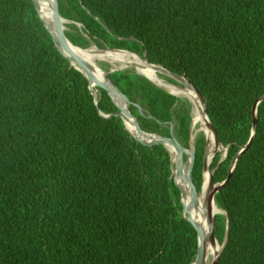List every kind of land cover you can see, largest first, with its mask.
I'll list each match as a JSON object with an SVG mask.
<instances>
[{"label":"trees","instance_id":"obj_1","mask_svg":"<svg viewBox=\"0 0 264 264\" xmlns=\"http://www.w3.org/2000/svg\"><path fill=\"white\" fill-rule=\"evenodd\" d=\"M57 3L72 22L64 34L74 46L145 54L186 76L227 147L224 161L216 167L217 153L210 165L215 184L253 136L215 194L226 217L215 216L214 236L221 245L227 222L217 264H264V0ZM107 80L139 130L189 150L187 101L131 70ZM92 89L97 104L31 0H0V264H191L197 235L182 217L169 152L135 140L114 101ZM194 144L191 181L199 193L202 134Z\"/></svg>","mask_w":264,"mask_h":264},{"label":"water","instance_id":"obj_2","mask_svg":"<svg viewBox=\"0 0 264 264\" xmlns=\"http://www.w3.org/2000/svg\"><path fill=\"white\" fill-rule=\"evenodd\" d=\"M43 5L44 10H48L51 16L50 25H47V22L43 19L42 12L38 9L35 5V0H31L35 9L37 10L39 17L43 26L45 27L46 31L50 34L54 47L58 50L60 55L64 57L69 64L79 71L89 82V89L91 90L92 96L95 100V104H97V91L93 90L92 88L99 87L102 88L108 97L114 101V103L119 107V113L117 116L122 120L124 124L125 130L137 141L139 142H155L162 145L170 154V161L172 165L171 173L172 177L174 178L175 183L179 187L181 191V206H182V217L188 221L195 229L197 235V252L194 261L191 264H206V253L209 244L215 245L218 244L220 247L219 252L211 259L209 264H217V261L220 257L222 249L224 248L227 238H228V228L226 222V230L222 244L220 245L214 236V228H215V216L212 214V207L215 204V194L223 187L225 184L230 180L231 174L235 168L236 162L239 157L248 149L251 144L252 137H250L247 144L241 147L240 151L234 157L229 174L225 181L220 184H215L213 182V174L214 170L210 169V165L217 153L221 154V159L216 167L221 164L227 153V147H223L217 138L216 131L209 120L206 114V107L204 100L200 93L196 90V88L190 83V81L186 78L185 75H177L172 73L171 71L165 69L162 66L151 64L147 61L146 55L143 56L134 54L127 50H118V49H110V48H103L99 49L95 45L91 44L88 48L82 49L79 47L74 46L66 37H65V27L64 24H71L72 22H68L64 20L58 12V3L57 0H37ZM79 27V25H77ZM127 54L129 56L135 57L138 59L142 64L135 63V62H122L120 61V65H109V71H104L100 68H94L91 64V57L93 56H107V55H117L121 56ZM82 69V70H80ZM125 70H131L135 72V74L143 77L146 81H148L153 87L156 89L171 95L175 98H179L169 89L164 87L161 82L163 80H159L160 78H167L174 82V84H170L166 82L170 87L176 90V93H186L188 94L190 91L193 92V98L196 100V110L199 113L201 120L204 122L205 127L207 129L208 134H202L205 140L204 145V154H203V168H202V187L205 186L206 193L203 202V212L207 219L208 229L207 232H203L197 218H192L191 213L193 210V202L198 199L200 192L196 193L195 188L191 181V172L193 167V160L195 155V144L194 140L191 137V130L193 127V119L192 114L190 112L191 121H190V136H189V150L185 151L181 148L178 142L175 139L169 140L163 137H160L155 134L145 133L139 130L132 118L131 114L128 111V103L123 97V95L117 91L107 80V75L114 72H122ZM139 71H149L150 76H146L141 74ZM190 94V93H189ZM121 98L122 101H120ZM260 100H264V97ZM189 105L191 106L190 100L188 101ZM255 108L256 104L253 107V121H252V134L255 131L256 126V119H255ZM192 110V109H191ZM208 136H212L213 138V154L211 158L208 156ZM223 149V151H220ZM186 156V160L184 161V156ZM183 169L184 176L181 175ZM187 195V199H189L188 204L185 206L183 203L184 195ZM226 217V213L218 214Z\"/></svg>","mask_w":264,"mask_h":264},{"label":"bare ground","instance_id":"obj_3","mask_svg":"<svg viewBox=\"0 0 264 264\" xmlns=\"http://www.w3.org/2000/svg\"><path fill=\"white\" fill-rule=\"evenodd\" d=\"M35 5L38 7V9L42 12V16L45 19V21L47 22V25H50L51 22V16L49 14L48 10H44L43 5L38 2L37 0H35ZM67 24V23H66ZM65 27V24H64ZM66 29V28H65ZM120 61L122 62H126V61H130V62H135V63H140L142 64V62H140L138 59H136L135 57L129 56L127 54L121 55V56H117V55H107V56H93L91 57V64L94 68H100V65L102 63H107V64H111V65H120ZM101 69V68H100ZM82 70V69H80ZM141 74H144L146 76H150V72L149 71H139ZM161 81V78L159 79ZM161 84L166 87L167 89H169L171 92H173L175 95H177L179 98H181V100H187L191 102V114H192V119H193V127L191 130V137L192 139L195 141L196 138L201 135V134H205L207 135V129L205 127L204 122L201 120V117L199 115V113L196 110V100L193 98V92H189L188 94L186 93H176V90L173 89L172 87H170L166 82H161ZM118 99L120 101L121 98L118 97ZM208 156L211 158L214 150H213V138L212 136H208ZM183 169L185 168H181L182 174L184 176L183 173ZM205 193H206V188L205 186L202 187V190L200 192V195L198 197L197 200H195L193 202V210L191 213L192 218H197V221L199 222L203 232H207L208 229V224H207V219L206 216L203 212V202H204V198H205ZM187 195H184V199H183V203L186 206L189 202V199H187ZM213 208L217 213L213 212ZM212 214L213 215H218V214H223V211L221 209H219V207L214 204L212 207ZM220 250V247L218 244L215 245H210L208 246L207 249V253H206V264L210 263V259H212Z\"/></svg>","mask_w":264,"mask_h":264},{"label":"rangeland","instance_id":"obj_4","mask_svg":"<svg viewBox=\"0 0 264 264\" xmlns=\"http://www.w3.org/2000/svg\"><path fill=\"white\" fill-rule=\"evenodd\" d=\"M107 64V63H106ZM105 63L103 64H101L100 65V68L102 69V70H104V71H107V70H109L110 69V67H109V65L107 66ZM161 80H163L164 82H166L164 79H162L161 78ZM181 101H187V100H181ZM188 102V101H187ZM190 109H191V106H190ZM220 151H223V149H220ZM187 155H185V157H186ZM184 168H185V166H184ZM210 261H211V259H210Z\"/></svg>","mask_w":264,"mask_h":264}]
</instances>
